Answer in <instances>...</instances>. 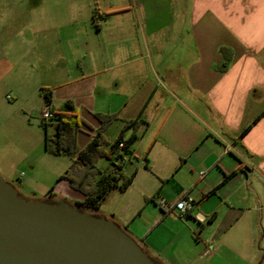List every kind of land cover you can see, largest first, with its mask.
I'll return each instance as SVG.
<instances>
[{
    "label": "crops",
    "instance_id": "0c3cea01",
    "mask_svg": "<svg viewBox=\"0 0 264 264\" xmlns=\"http://www.w3.org/2000/svg\"><path fill=\"white\" fill-rule=\"evenodd\" d=\"M60 1L0 0V82L20 59L19 31L40 105L70 101L86 123L79 149L95 114L116 116L110 143L140 116L121 165L131 181L95 213L160 264H264V0ZM183 197L193 207L180 217Z\"/></svg>",
    "mask_w": 264,
    "mask_h": 264
},
{
    "label": "water",
    "instance_id": "95a60500",
    "mask_svg": "<svg viewBox=\"0 0 264 264\" xmlns=\"http://www.w3.org/2000/svg\"><path fill=\"white\" fill-rule=\"evenodd\" d=\"M0 264H154L123 228L63 199L25 200L0 176Z\"/></svg>",
    "mask_w": 264,
    "mask_h": 264
},
{
    "label": "rangeland",
    "instance_id": "374dc122",
    "mask_svg": "<svg viewBox=\"0 0 264 264\" xmlns=\"http://www.w3.org/2000/svg\"><path fill=\"white\" fill-rule=\"evenodd\" d=\"M70 3L71 0H61L59 6L70 7ZM22 42V34L16 31L15 54L20 59L0 82V176L18 188V195L25 200L59 197L78 206L75 199L69 197L67 181L59 179L70 164L69 157L44 150L40 114L45 106L40 105L36 81L29 79V69L22 61ZM0 55H3L1 47ZM27 107L32 112L26 110ZM47 131L52 132V126H48ZM97 165L107 166L106 159H98Z\"/></svg>",
    "mask_w": 264,
    "mask_h": 264
},
{
    "label": "trees",
    "instance_id": "16d2710c",
    "mask_svg": "<svg viewBox=\"0 0 264 264\" xmlns=\"http://www.w3.org/2000/svg\"><path fill=\"white\" fill-rule=\"evenodd\" d=\"M97 16L102 17L103 15L98 13L97 8H94L92 18L95 19ZM220 51L225 59L220 70H224L230 56L225 53L224 49ZM40 92L47 104L50 101L49 91L42 88ZM50 110L53 114L51 119H40V125L44 130V150L49 154L69 157L70 164L59 179H65L71 189L83 196L82 202H76L81 209L96 214L95 211L112 188L117 187L119 190H124L131 181L130 177L122 173L121 165L130 154L129 146L135 138V131L142 119L137 116L133 119L122 120L123 126L119 135L110 143L103 133L106 127L116 119V116L97 113L94 116L99 122V127L86 146L79 149L76 144L77 133L83 125L86 126V123L80 117L78 109L70 101H65L60 107L50 108ZM48 126H52V132L47 131ZM128 129L132 132L128 138L124 139V133ZM100 158L107 161V166L104 168L96 165ZM119 181L120 184L117 185ZM124 231L127 233L125 228ZM151 260L154 264H160L153 258Z\"/></svg>",
    "mask_w": 264,
    "mask_h": 264
},
{
    "label": "built area",
    "instance_id": "2783aa9c",
    "mask_svg": "<svg viewBox=\"0 0 264 264\" xmlns=\"http://www.w3.org/2000/svg\"><path fill=\"white\" fill-rule=\"evenodd\" d=\"M52 117H53V114H52L50 108L45 106L43 111L40 114V118L41 119H51ZM159 205H160V207H162L165 210L169 208V205L163 200L159 201ZM173 207H174V209H176L178 211L179 216L182 217V216L186 215L192 209L193 202H192L191 198L183 197V198L179 199L173 205Z\"/></svg>",
    "mask_w": 264,
    "mask_h": 264
}]
</instances>
